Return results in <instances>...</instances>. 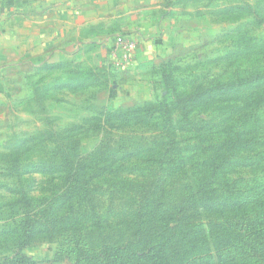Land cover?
I'll list each match as a JSON object with an SVG mask.
<instances>
[{
	"label": "rangeland",
	"instance_id": "374dc122",
	"mask_svg": "<svg viewBox=\"0 0 264 264\" xmlns=\"http://www.w3.org/2000/svg\"><path fill=\"white\" fill-rule=\"evenodd\" d=\"M178 2L145 101L101 110L81 60L5 68L0 264H161L171 234L167 264H264V0Z\"/></svg>",
	"mask_w": 264,
	"mask_h": 264
},
{
	"label": "crops",
	"instance_id": "0c3cea01",
	"mask_svg": "<svg viewBox=\"0 0 264 264\" xmlns=\"http://www.w3.org/2000/svg\"><path fill=\"white\" fill-rule=\"evenodd\" d=\"M180 12L178 0H0V81L5 68L18 81L81 60L104 73L91 88L105 92L101 110L145 101L156 66L178 47ZM119 34L137 44L129 65L113 67L109 47Z\"/></svg>",
	"mask_w": 264,
	"mask_h": 264
},
{
	"label": "built area",
	"instance_id": "2783aa9c",
	"mask_svg": "<svg viewBox=\"0 0 264 264\" xmlns=\"http://www.w3.org/2000/svg\"><path fill=\"white\" fill-rule=\"evenodd\" d=\"M136 39L128 34H119L114 37L109 47L108 60L113 67L127 66L132 62L133 52L136 48Z\"/></svg>",
	"mask_w": 264,
	"mask_h": 264
},
{
	"label": "trees",
	"instance_id": "16d2710c",
	"mask_svg": "<svg viewBox=\"0 0 264 264\" xmlns=\"http://www.w3.org/2000/svg\"><path fill=\"white\" fill-rule=\"evenodd\" d=\"M118 111V110H117ZM169 239H166V241L163 239L160 242H158L157 244H155L154 247L149 246L148 250H147V254L150 256L148 258V261H158L161 262V264H167V262H169V260L171 258H173L176 253L178 252V248L176 247V238L171 234L169 237ZM171 239V240H170ZM175 242V243H172ZM146 245H148V241H146ZM120 251V249H116L113 250V255H111L109 252L110 251H103V252H99L97 255H104L106 256V260L109 259V257H114V259L117 262L118 259V252ZM160 254L162 255V257L160 256ZM143 255L140 256V258H142ZM104 260V261H106Z\"/></svg>",
	"mask_w": 264,
	"mask_h": 264
}]
</instances>
